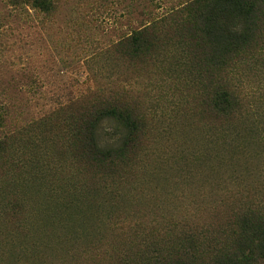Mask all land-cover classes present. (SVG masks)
Returning a JSON list of instances; mask_svg holds the SVG:
<instances>
[{"label":"rangeland","instance_id":"rangeland-1","mask_svg":"<svg viewBox=\"0 0 264 264\" xmlns=\"http://www.w3.org/2000/svg\"><path fill=\"white\" fill-rule=\"evenodd\" d=\"M183 1L59 0L44 14L0 0V264H219L238 216L264 214V17L251 52L211 80L157 22ZM141 14L143 53L129 58L116 44ZM224 84L235 104L221 118L204 97ZM105 99L139 121L109 163L77 132ZM99 120L94 141L117 147L123 128Z\"/></svg>","mask_w":264,"mask_h":264},{"label":"trees","instance_id":"trees-1","mask_svg":"<svg viewBox=\"0 0 264 264\" xmlns=\"http://www.w3.org/2000/svg\"><path fill=\"white\" fill-rule=\"evenodd\" d=\"M5 1L14 11L20 12L25 9L24 6H28L49 14L54 11L59 0ZM141 16L140 26L132 28L116 44L129 58L143 53V41L148 27H143ZM263 17L264 0H184L166 10L157 22L162 25L170 21V25L175 26L181 44L198 55L202 62L199 70L212 80L221 65L242 52H251L259 42L258 33ZM204 99L208 109L221 118L228 117L235 104V97L225 84L210 87ZM105 100L80 115L81 126L77 132L79 148L85 156L109 163L114 156L111 150L116 152L115 155L123 156L135 147L139 139V121L122 101ZM4 114L5 109L0 104V123ZM100 117L113 118L123 128L117 147L100 149L94 141V124ZM236 225L237 231L231 239L232 250L218 256L219 264H252L257 256L264 255V214L258 209L247 207L238 216Z\"/></svg>","mask_w":264,"mask_h":264}]
</instances>
